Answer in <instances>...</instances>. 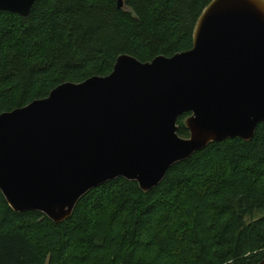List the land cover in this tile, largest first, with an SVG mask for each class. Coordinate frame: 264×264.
<instances>
[{"label":"trees","instance_id":"16d2710c","mask_svg":"<svg viewBox=\"0 0 264 264\" xmlns=\"http://www.w3.org/2000/svg\"><path fill=\"white\" fill-rule=\"evenodd\" d=\"M38 0L27 18L0 12V115L58 86L192 47L212 0ZM183 115L177 135L187 139ZM264 260V123L253 139L212 143L144 194L117 179L53 224L14 213L0 192V264H259Z\"/></svg>","mask_w":264,"mask_h":264},{"label":"water","instance_id":"95a60500","mask_svg":"<svg viewBox=\"0 0 264 264\" xmlns=\"http://www.w3.org/2000/svg\"><path fill=\"white\" fill-rule=\"evenodd\" d=\"M37 1L0 0V12L27 18ZM183 115L187 139L177 135ZM262 123L264 0H212L189 51L120 56L107 77L1 114L0 192L14 213L59 225L90 191L123 179L146 194L174 165L212 143L249 142Z\"/></svg>","mask_w":264,"mask_h":264}]
</instances>
